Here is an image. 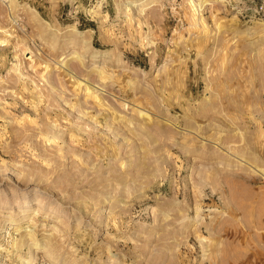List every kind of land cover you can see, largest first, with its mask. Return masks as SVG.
Here are the masks:
<instances>
[{"label":"rangeland","instance_id":"1","mask_svg":"<svg viewBox=\"0 0 264 264\" xmlns=\"http://www.w3.org/2000/svg\"><path fill=\"white\" fill-rule=\"evenodd\" d=\"M28 262L264 264V0H0V264Z\"/></svg>","mask_w":264,"mask_h":264},{"label":"bare ground","instance_id":"2","mask_svg":"<svg viewBox=\"0 0 264 264\" xmlns=\"http://www.w3.org/2000/svg\"><path fill=\"white\" fill-rule=\"evenodd\" d=\"M28 204H29V202L25 201L23 207L26 208L28 206ZM41 206H42V204L39 205V207H41ZM25 210L23 209L20 212H25ZM51 210L53 211V208ZM38 211H39V209H38ZM20 212H19V214L23 215V213H20ZM10 217H12V216H10ZM34 221H35L34 219L31 220L32 223ZM77 222H78V224L76 226L79 227L82 224V218L79 219ZM21 229L22 228H20L19 230H21ZM55 232L57 234H62L63 231L57 228V230ZM51 237L52 236L46 237L45 239L42 238L43 239L42 240L38 237L37 232H35L33 230L23 231L20 233V238L14 241L13 247L20 249V248H23L24 246H27L30 249L32 255L35 253L34 250L42 249L50 259H52L54 261H59L58 260V258H59L58 251L60 249L55 244V242H53V239ZM28 264H29V262H28Z\"/></svg>","mask_w":264,"mask_h":264}]
</instances>
